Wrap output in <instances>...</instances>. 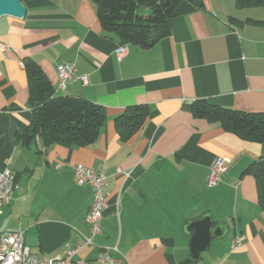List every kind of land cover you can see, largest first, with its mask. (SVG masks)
<instances>
[{"label":"crops","instance_id":"0c3cea01","mask_svg":"<svg viewBox=\"0 0 264 264\" xmlns=\"http://www.w3.org/2000/svg\"><path fill=\"white\" fill-rule=\"evenodd\" d=\"M21 1L23 17L0 16V169H10L16 184L0 219L18 216L0 236L20 228L35 256H64L88 234L91 189L73 178V167L83 164L105 174L107 208L94 245L76 258L97 264V253L111 248L123 264H264V211L254 178L241 175L264 158V141L239 137L190 111L194 100L205 99L264 112V5L202 0V8L170 20L168 36L143 47L103 31L91 0ZM120 44L126 52L118 58ZM27 61L46 75L55 95L100 106L104 121L94 143L46 150L38 138L23 143L32 118ZM65 61L87 75L86 84L55 87ZM135 104L148 106L149 114L121 137L116 117ZM217 157L229 163L209 186ZM205 213L227 230L193 262L185 227ZM236 235L244 241L232 249Z\"/></svg>","mask_w":264,"mask_h":264},{"label":"trees","instance_id":"16d2710c","mask_svg":"<svg viewBox=\"0 0 264 264\" xmlns=\"http://www.w3.org/2000/svg\"><path fill=\"white\" fill-rule=\"evenodd\" d=\"M105 32L124 42L148 47L170 34V20L203 7L202 0H91ZM237 6L264 5V0H235ZM32 118L22 136L30 145L35 138L44 150L55 143L90 145L97 139L104 121L95 102L73 95H55L50 81L35 62L24 64ZM194 118L205 119L247 140L264 141V112L222 107L205 99L192 102ZM149 114L146 105H131L116 117L121 137L136 131ZM254 178L257 200L264 211V158L250 162L241 172Z\"/></svg>","mask_w":264,"mask_h":264},{"label":"built area","instance_id":"2783aa9c","mask_svg":"<svg viewBox=\"0 0 264 264\" xmlns=\"http://www.w3.org/2000/svg\"><path fill=\"white\" fill-rule=\"evenodd\" d=\"M126 52V44H120L116 48L118 58ZM57 89H65L69 82L80 81L87 83V75L79 74L76 65L71 61L61 62L57 66ZM229 159L217 157L211 165L207 184L215 186L227 170ZM73 178L78 185H88L91 189L92 200L85 214L84 221L87 225L88 234L81 235L75 244L68 248L64 256L37 257L25 244V231L15 229L0 236V264H88L87 259L76 258V254L87 246L94 245V237L101 233L102 218L107 208L106 193L104 191L105 174L83 164L73 167ZM15 177L10 169H0V213L2 208L10 201L15 189ZM244 241L243 235H236L231 240V248H239ZM111 248L101 249L96 256L97 264H123L111 256ZM115 250V248H114Z\"/></svg>","mask_w":264,"mask_h":264},{"label":"water","instance_id":"95a60500","mask_svg":"<svg viewBox=\"0 0 264 264\" xmlns=\"http://www.w3.org/2000/svg\"><path fill=\"white\" fill-rule=\"evenodd\" d=\"M25 9L21 0H0V16L9 15L21 18L25 14ZM185 228L190 233L189 253L193 262L200 259L201 252L209 247L213 238L220 239L227 230L223 223L213 225L211 215L208 213L190 221Z\"/></svg>","mask_w":264,"mask_h":264},{"label":"rangeland","instance_id":"374dc122","mask_svg":"<svg viewBox=\"0 0 264 264\" xmlns=\"http://www.w3.org/2000/svg\"><path fill=\"white\" fill-rule=\"evenodd\" d=\"M3 218H5V214L2 217V219ZM17 218H18V216L15 217V214L12 216H9V214H8V215H6L5 221L0 219V232H3L4 230H8L9 228H11Z\"/></svg>","mask_w":264,"mask_h":264}]
</instances>
